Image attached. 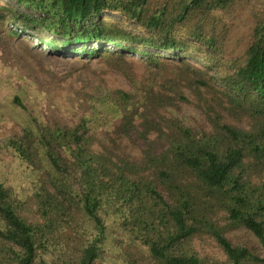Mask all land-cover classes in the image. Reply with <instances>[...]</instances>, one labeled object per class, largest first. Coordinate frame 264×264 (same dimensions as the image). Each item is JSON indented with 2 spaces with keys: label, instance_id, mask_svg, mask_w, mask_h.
Segmentation results:
<instances>
[{
  "label": "trees",
  "instance_id": "obj_1",
  "mask_svg": "<svg viewBox=\"0 0 264 264\" xmlns=\"http://www.w3.org/2000/svg\"><path fill=\"white\" fill-rule=\"evenodd\" d=\"M0 2L14 38L83 69L101 60L128 86L98 71L8 80L0 63V109L7 95L21 129L0 144V264H264V8ZM185 107L198 117L184 120Z\"/></svg>",
  "mask_w": 264,
  "mask_h": 264
},
{
  "label": "rangeland",
  "instance_id": "obj_2",
  "mask_svg": "<svg viewBox=\"0 0 264 264\" xmlns=\"http://www.w3.org/2000/svg\"><path fill=\"white\" fill-rule=\"evenodd\" d=\"M249 2L257 8H264V0H249ZM11 5H13V3H11ZM0 7H4L3 2H0ZM0 14L3 15L5 13L3 10H0ZM104 16L110 21L119 22L121 20L119 14L106 12ZM124 25L128 27V24L124 23ZM11 30H14L12 29L11 20L7 17L0 19V63L5 65L6 71L7 68H9L12 72V75L8 76V80H10L9 77H13L14 75H24L29 77V81L33 83H41L45 79H48L49 72H53L54 74L60 75L62 80L65 75H73L74 78L83 81L90 77L94 71H98L101 74L103 73L101 76L109 85L124 89L128 88L120 75L108 69L101 60H90L89 64L91 69H83L82 64L77 61L70 62L61 58V56H58L54 52H48L43 45L37 44V40L32 37L21 34L19 37L14 38L11 34ZM50 37L52 38V36ZM195 58L199 59L198 56ZM126 59L128 63L132 62L134 69L137 70L141 68L142 63L137 54H131ZM1 77V80L7 78L3 73ZM68 81H70V79ZM59 82H61V80ZM1 92L0 93L3 94L4 90ZM7 98V95L2 97L4 106L0 109V120L1 116L5 118V120L0 123V144L5 142L9 137L21 135L20 127L13 122L7 121L11 116L8 114L9 109H5V107L9 108L7 105L8 101L6 102ZM67 106H69V104H65L64 107ZM182 113L184 115V120H190V117L196 115L198 117V113L192 108L185 107ZM186 123H189V121H186ZM121 147L130 154L139 155L141 145L137 142L132 143L124 140ZM237 237L238 239L232 237L231 240H238L240 243L248 241V238L240 233L237 234ZM204 251L210 255L220 256V251L213 245H206ZM261 255L264 256V253L262 252Z\"/></svg>",
  "mask_w": 264,
  "mask_h": 264
}]
</instances>
